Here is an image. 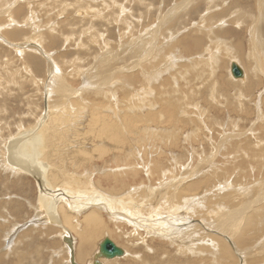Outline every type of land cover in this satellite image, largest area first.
Masks as SVG:
<instances>
[{"label": "bare ground", "instance_id": "obj_1", "mask_svg": "<svg viewBox=\"0 0 264 264\" xmlns=\"http://www.w3.org/2000/svg\"><path fill=\"white\" fill-rule=\"evenodd\" d=\"M16 10L19 11V9ZM178 11L179 10H177L176 12ZM171 15L173 14L171 13ZM244 15L246 16V14ZM2 17L3 19L6 18L10 23H16L12 19L13 17L10 18L7 14ZM3 19L0 17V21L2 22L1 24H4ZM203 25H205V22ZM219 25L221 26V24ZM235 26L238 25L236 24ZM1 27L0 42L4 43L8 47H11L10 49L14 48L15 52H20L21 56L26 55V58L24 57L25 59L23 62L26 63L29 67H32V69H34L33 66L35 67V64L33 65L35 60L37 61L36 67L38 69V63L40 62L39 58H44L43 60L45 63L43 64L45 65V67H47V71H45L48 74V76H45L49 77L45 81H43V79L40 81L44 84L43 93L45 101V104H43L44 109L43 111H41L40 117H36L30 126H28V124L25 127L18 126L19 128L16 129V132L14 134H9L7 138L3 139V142H0V176L3 175L4 178L6 177L4 183L0 184V189H7L8 186L10 187L13 185L15 191L19 190V194L17 193L18 199H16V197H7L8 202L6 201L7 203L4 202L3 204H1V202L0 206L4 205L5 207V205L12 202L18 203L19 205H17L20 207L19 210L23 209L24 215L26 216L23 219L21 218L25 221L22 224L20 223L21 228H16L17 230L14 231L11 235L8 233L7 238H4V240H2V243L0 244V253L7 256L11 264H37L35 263V260L31 256H29L28 250L31 247L32 236H41V232H46L48 235H52L50 238L53 241L49 240L47 244L55 264L56 259L57 264H71L70 259H73L74 264H95L96 261L100 264H119L121 261L123 262V264H264V139L261 140L262 135H264V77L262 75L261 77H259L260 74L258 75L256 70H252L251 68L250 69L252 71L250 69H246L238 64L239 62H235L234 64H236L242 71L243 76L240 79H234L229 71L230 69L228 70L229 78L234 81L231 82L229 80L228 82L230 84H237L239 82L242 85L244 96L239 95V97H243L245 99V102L241 104V101L238 100L240 103L237 107L238 109L241 108V115L245 114L250 115L251 117L252 110L248 105H254L255 101L253 100V96L256 95V93L254 94V92H258V90L260 91L257 93V97L259 99V103L256 106L257 117L255 123L257 125L255 124V126H253L250 131L252 133L255 131V134H258V137L256 136L258 140V142L256 143L257 151H254V153L253 151L251 152L249 146L250 138H245L244 143H242V139H244L245 136L243 133L240 134L236 132V134H227L223 132L224 135H221V137L223 138L219 140L220 143L218 144L216 142L218 144V146H216L217 151L220 150L222 152L221 158L228 157V159L226 158L227 160L225 162L223 160L222 163L224 164L225 168L232 170L231 173H228V175H233V173H235V177L233 175L234 178L232 177V181L230 180L231 178L225 179L224 177L227 172L222 174V170L224 171V169L216 167L213 164L214 162H212L211 166H214L210 168L208 167L209 169L207 168L208 170L204 172H202L201 170L197 171L199 167H196L197 169L195 170H190L188 168L185 169L186 172L184 175H180V178H177V181L173 180L174 184H148L146 179L144 181H146L147 184H143L142 178L140 179L142 180V184L140 183L129 185L128 182H126V180H129L127 178L130 177L132 179H135V176L137 174V168H133L131 162L137 164L136 160L138 159V156H140V154L141 156L143 155L142 160L143 158L146 159V157H153L154 155L157 156V159H161L162 156H166L167 154L170 156L172 155V158H175L177 155H179V151L185 150V147H187L188 149H192V151H195L196 148L193 147L198 143H201L200 140H198V137L201 138L206 136L204 137L207 139V141L206 139L204 140L206 141L205 143L208 144H205L206 146H209L210 142L213 144L212 136L214 134V131H216V133L218 132L213 127V121L211 123L212 126L209 125L208 128L206 127L207 129L210 128L209 131L203 128L199 129L202 126L199 127L198 122L195 121L198 120V118L194 120L195 122H197V124H191L193 120H184L189 119V116L187 117V115H181L183 113H181L180 116L178 113V117L176 115L177 112L175 111V109L172 110V107L168 106V101H171H167L168 93L166 92L168 80H163L161 76L164 72L166 73L168 69L170 70L171 67L166 69L168 61L165 60L167 61L164 62L167 64H165L166 66L163 67L162 65H164V63L161 64V62H159L162 68L158 72H154L156 69L153 70L159 59L161 58V54H163L164 52L162 53V51L160 50L161 54L157 53L155 54V56L152 54L154 58L153 60H151V62H144L145 58L140 57V62L133 64L127 69L129 71L137 69L136 67H139L137 71L135 70V73L130 72V76L126 73L123 76H119L121 72H117V74L116 71H118V69L116 70L117 67L115 68V65H113L112 63L111 65L106 64V67L102 66L100 70L101 77L98 78L99 80L95 76L92 77V79L96 78L98 81H96L95 86H92L91 88L107 87L112 76H119L120 79L121 77H125V79L128 81L131 78H134L133 80H135L136 83H140L142 87L140 88L139 92H134L136 90H132L133 95H131V97L130 94L132 93H124L123 98L118 102H115L118 103L117 105H114L113 102L110 101L111 99L105 97L104 95L102 97V101L96 100L94 98H92L94 99L93 101H87L86 97L88 96H86V94L91 93L84 94V87L88 86V83L83 82V88H81V91H78V93L81 94L77 96L71 95L76 90L71 88V84H68L70 82H66L64 84L65 79L71 80V77L77 76L74 75L75 73H73L74 76L72 75V70L67 75L65 73L66 77L63 75L64 78H60L61 76L57 79L55 77H51V75L53 76V71H55L56 64L52 60V58H50L51 55H48V53L45 51L43 45L40 44V40L37 41L35 39L32 42H27L29 38H26L27 40H22L23 42L21 41V44L18 42L14 43L18 38H20L17 37L18 35H14L16 34V31L4 29L7 28L4 26L2 28ZM259 30L260 29L258 27L255 29L251 27V29L248 31V45L252 44V47L254 46L255 42L258 40L259 33L257 32ZM150 31L151 35L145 42V46H148V48H151V45L155 43L156 32H158V28H153ZM216 32L217 31H215V33ZM210 33H212L213 35L215 34L213 32ZM162 39L163 38L160 39L159 45H161V41H163ZM133 41L135 42V39ZM166 43L163 42V47L166 46ZM241 43L242 41L240 42V44ZM159 45L156 49H159ZM212 45L213 44L211 43V46ZM225 45V47H227V45L229 44ZM154 46L156 47V45ZM209 47L206 46V49L202 51L206 52V50H211L213 48L212 47L210 49ZM233 49L235 48L233 47ZM220 50L222 49H219V51ZM230 50L228 52H230ZM163 51H165V49H163ZM212 51L213 49L211 50V52ZM209 52L210 51L207 52V56H209ZM249 52L251 53V51ZM140 53L139 50L137 52L135 50L134 58L137 54H142ZM36 54H38L39 58L38 56L37 58L34 57L36 56ZM164 55L168 57V54ZM170 55L171 57L173 56L172 54ZM213 56L211 57L214 61L212 59H210V61L212 60L214 63L216 62L215 64L217 65V56L219 55ZM199 57L197 56L198 61H200ZM231 60H234V57L233 59H230L229 62H231ZM210 61L208 58V62ZM8 63H4L5 67H3L4 65H0V79L2 80V82H0V88L3 87L4 84H7L6 86L8 88L10 82L12 84L16 82L9 80V75H14L13 72L12 74H10V70L8 77L5 76V79L2 78L3 75L1 74V71H4V68H6V70L7 68H9L10 64ZM214 63L211 62L215 69H213L210 64L209 67H211L213 70H216L217 67H215ZM23 65L25 66V64ZM261 65H264L263 60L261 62ZM151 67L153 68L151 69ZM210 69L206 68L207 71ZM25 70L29 72L28 68H26ZM123 70H121L122 74ZM149 70L153 71L151 73H148ZM169 70L167 72H169ZM198 71H201V69H199ZM202 72L204 71L202 70ZM209 72L212 73V70ZM3 74L5 73L3 72ZM205 75L203 77H205ZM215 76L216 73L214 77ZM224 84L228 85L227 83ZM144 86H146L147 88ZM126 87L124 86L123 89H125ZM120 88L122 89L121 86ZM51 89L55 90L56 93L58 92L59 94H61V96L59 95L58 98L55 97V101L53 99L51 100V94H54L52 92L50 93ZM118 89L119 88L117 87V90ZM149 89H151L150 92ZM109 90L107 88V92ZM221 90L222 89L218 91ZM98 91L93 93L94 97L100 95L101 92ZM129 91H131V89ZM163 93H166L167 98H164ZM172 94L173 93H171V95L169 96H172ZM213 94L214 93H212L211 95L213 96ZM248 94L251 95L249 96ZM176 97H174L173 99L174 103ZM218 98H221V96ZM208 99L210 100L211 96ZM211 101H213V99ZM250 101L253 102L251 103ZM170 103L173 102L171 101ZM208 103L211 102L208 101ZM172 105L174 108L175 105ZM177 105L180 106L179 104ZM185 116L186 118H184ZM247 119L250 118L248 117ZM203 125L206 126V124ZM226 126L227 127H225V130H227L229 125ZM189 127H193L191 129H194V131L196 132L190 133V131H188ZM237 127H239V124L235 128ZM201 130L204 131L202 132ZM199 131H201V133ZM197 133L199 134L197 135ZM149 136H154L156 138L155 141L151 143L152 147H148L147 144H145V142L147 143L146 138L152 139ZM229 138L231 140L233 139V141L235 138H238V144L236 143L237 140L233 143H230ZM153 149L154 151L151 152ZM235 150H238V153ZM230 159H234L233 162H231ZM96 160H101L102 166H100L101 164H96ZM176 160L177 158H175V162ZM250 160H253V168L251 169L250 167L251 170L249 172H247V169L249 167L246 170L244 169L243 171H241V168L246 167V164ZM211 161L207 162L210 163ZM116 162H120L122 164L123 167L121 168V171H118L117 168H111L112 166H109L114 163L116 164ZM160 162L161 163H159L158 160L154 159V161L152 162L153 164H148L147 167H145V170H147L146 174L152 171V173H157L158 175L165 178L166 176H169V174H166V172L171 171H168V168L167 170H164V166H162L163 162ZM198 166H200V164ZM70 167L77 170L85 168L86 170L84 169V176L70 172ZM89 172H91L92 175L96 173V176L94 177L93 175V179H91L92 175L89 174ZM150 174L151 173H149V176ZM155 174L153 176H156ZM169 177H171V175ZM9 178H12L11 182H13V184L7 185L6 182H8ZM26 178H30L31 181L35 183V189L33 190L34 192H36L35 198H31V195L33 194V191L30 190L31 184H23V181L27 180ZM118 178H122V180L119 181ZM151 179L153 180V178ZM242 180L244 181V183L242 182ZM112 181L113 183H111ZM216 181L217 183H215ZM238 182H240L241 185ZM0 183L2 182L0 181ZM104 184L108 185L106 187H103ZM29 199L30 202L28 203L27 200ZM33 199L34 202L32 201ZM5 216L6 218H12L10 214H7ZM3 218L4 216H0V229H4L7 226V223H11V219L10 221H8L9 218L6 220ZM15 220H13V222ZM1 222H3V224ZM1 234L2 233L0 232V235ZM57 236L58 238H60L61 243L64 244V246L61 244L62 247L60 249H56V246L59 244V242H57L56 240ZM105 238L109 239L116 247H118V249L121 251V254L119 256L113 257L111 259L100 257L95 258L99 244ZM114 241H116L119 246L116 245ZM14 246L17 248V251L13 248ZM38 250L36 249L37 252ZM5 252H7L8 254H6ZM2 255H0V257H2ZM9 256H16V258L15 260H11ZM62 259L64 261H62ZM5 263V258L0 259V264Z\"/></svg>", "mask_w": 264, "mask_h": 264}, {"label": "rangeland", "instance_id": "obj_2", "mask_svg": "<svg viewBox=\"0 0 264 264\" xmlns=\"http://www.w3.org/2000/svg\"><path fill=\"white\" fill-rule=\"evenodd\" d=\"M22 4H23V6H22ZM66 7H67V9H66ZM178 8H180V9H178ZM16 9H19V11H17ZM238 9H240V10H238ZM175 10L176 11L179 10V11L176 12ZM238 12H240V13H238ZM171 13L174 16L171 15ZM243 13L246 14V16ZM6 14L10 18L13 17L12 19L16 23L15 24L13 22L10 23L7 21L6 18L3 19L2 16L6 15ZM241 14H242V16H241ZM262 15H264V0H199V1L198 0H191V1L190 0H0V17L4 20V22H3L4 24H1L2 22L0 21V27L4 26V27H7L4 29L16 31L15 32L16 34H14V35H18L17 37H20V38H18L17 41L14 43H17V42L20 43L22 40L25 41L28 38L29 39L27 40V42H32L35 39L37 41L40 40L41 43L40 42L39 43L41 45H43V47L45 48V51L48 53V55H51L50 58H52V60L56 64L55 71H53V76L51 75V77H55L57 79L61 76L60 78H64L65 73L67 75L70 73L71 70H72L71 71L72 75H73V73H75L74 75H77L76 77L73 75L75 78L71 77L72 76L71 75L70 76L71 80H69V79L64 80V84L66 82L67 83L70 82L68 84H71L70 85L71 88L76 90L73 93H76V92L77 93L76 94L72 93L71 94L72 96L80 95L81 93H78V91H81V88H83L84 83H88V86L84 87L85 88L84 94L85 93H91V94H86V96H88V97H86L87 101H93L94 99L102 101V97L104 95L105 97L110 98L111 100L110 99L109 100L111 102H113L114 105L115 104L117 105L118 103H115V102H118L120 99H122L124 93H126V94L132 93V94H130V97H131V95H133L132 90H136L134 92H137V91L139 92L140 88L142 87V85L140 83H136V81L133 80L134 78H131L128 81L125 79V77L124 78L121 77V79H120L119 76H123L125 73L129 74V76H130V72L135 73L139 69V67H136L137 69H133V70H129V71L127 69L130 66H132L133 64L140 62L139 61L140 57L145 58L144 62H148V61L151 62V60H153L155 54H157V53L161 54V52H160V50H161L162 53L163 52L164 53L161 54L162 56L159 59L158 63L156 64V66L153 70L156 69L154 72H158L162 68V66L164 67L167 65L166 63H164L167 61H168L167 62L168 65L166 66V69L171 67L170 70L168 69L169 72H167L168 71L167 70L166 73L164 72L161 76L163 80L169 81V82L167 81V92H166V93H168V96L166 95V93H163L164 98L168 97L167 101L171 100L173 102V103H170L171 101H168V106H171L172 108L171 107L170 108L172 110L175 109V111L177 112L176 113L177 116H178V113H179V115L181 113H183L181 115H187V117L189 116L188 117L189 119H184V120H193V122H191V124H197V122H198L199 127L202 126L199 129H202V128L207 129L209 127V125L212 126L211 123L213 121V124H214L213 127L218 131L217 133H216V131H214V134L212 136L213 144L210 142L209 146H206V145H208L205 143L207 141V139L204 137H206V136L201 137V138L198 137V140H200L201 143H198L197 144L198 146L195 145L193 147V148H196V150L192 151V149H188L187 147H185L184 151L178 152L179 155H177L175 157V158H177L176 162H175V158H172V155L170 156L168 154L166 156H162L161 159H157L156 155H154V156L152 155L153 157H146V159L143 158V160H142L143 155L141 156V154H140V156H138V159L136 160L137 164L131 162L132 167L137 168L136 169L137 174L135 176V179H132L130 177L127 178L129 180H126V182H128L129 185L140 184L142 180H143V184H147V183L148 184H153V183L154 184H174V181H177V178L179 179L180 175L182 176V174L183 175L185 174V172H186L185 169H187V168L190 170H195L199 167L197 169V171L201 170L202 172H204L214 165L218 168L219 167L221 169L223 168L225 172L222 170V174L227 172V174L225 175L224 178L225 179L231 178L230 180L232 181L233 180L232 177H233V175L235 177V173H233V175L232 174L228 175V173H231L232 170L225 168L224 164H222L223 160L225 162L228 159V157H223L224 159L221 158L222 152L220 150L217 151V148H216V146H218V144L220 143L219 140H221L223 138V137H221V135L223 136L224 133H227V134H236V132L240 133V134L243 133L245 136H244V139H242V143H244L245 138L246 139L250 138V140H249L250 145L249 146H250L251 152L253 151V153H254V151L255 152L257 151L256 143L258 142V140H257L256 136L258 137V134H255V131L253 133L250 131H251V128L253 126H255V124H256L255 123L256 117H257L256 106L259 103L257 93L260 91L258 90V92H256V91L254 92V94L256 93V95H255L256 100H255V96H253V100L255 101L254 105H252V104L248 105L249 107H251V110H252L251 117H250V115H245V114L241 115V110H240L241 108L238 109L237 107L240 103L239 101H241V104H243L245 102V99L243 97H239V95H243L242 85L239 82L237 84H232V83L230 84L228 82L229 80L231 82H234L229 78L228 70L230 69V65H231L230 63H235V62L238 63L239 62L238 64H240L244 68H246V69L251 68L252 70H256L258 75L260 74L259 77H261V75L264 77V65H261L262 60L264 61V16H262ZM236 18H238V19H236ZM239 19H241L242 21ZM257 19H261V20H257ZM254 21H256L257 24ZM7 22H8V24H7ZM204 22H205V25L207 24L206 27H205V25H203ZM212 22H214V23H212ZM219 24H221L222 28ZM236 24L238 26H235ZM15 25H17V26H15ZM20 25H22V26H20ZM47 25H49L50 27ZM149 25L152 27H150ZM208 25H209V27H211V28L213 27V28L212 29L209 28ZM215 26H216V29H215ZM202 27H204V28H202ZM251 27H253L254 29L258 27L260 29L257 32V33H259L258 34V40L255 42L253 47H252V44L248 45V43H247V39L249 38L247 36V33L251 29ZM19 28H21V29H19ZM153 28H156V29L158 28V32H156L155 43L152 44L153 46L151 45V48H148V46H145V42L149 39V36L151 35L150 30ZM205 28H207V29H205ZM190 30H191V32H190ZM206 31H207V34H206ZM215 31H217V32L215 33ZM200 32L201 33L203 32V33L201 34ZM210 32H213L215 34L213 35ZM161 33H162V35H161ZM226 33L228 36L226 35ZM216 35H217V37H216ZM44 38H47V39H44ZM133 38L135 39V42L133 41L134 40ZM161 38H163L162 39L163 41H161V45H159ZM175 40H176V42H175ZM215 40L217 43L215 42ZM259 40H260V42H259ZM167 41H170V42H167ZM239 41L240 42L242 41V43H241L242 45L240 44ZM163 42H165V43L167 42L165 47H163V45H164ZM223 42L225 44H229V45H227V47H225L226 45ZM211 43L213 44L212 46H211ZM146 45H148V44H146ZM154 45H156V47ZM158 45L160 47H159V49H156V48H158ZM218 45H220V46H218ZM206 46H208V47L210 46L209 47L210 49L213 47L212 48L213 51L211 52V50H212L211 49V50H206V52H203L204 49H206L205 48ZM229 46H230V48H229ZM237 46H239V47H237ZM7 47L8 46H6L4 43L0 42V52H1L0 53V55H1L0 65H4L3 67H5L6 63L9 62L8 64H10L9 68H7L8 71L6 70V68H4L5 70L3 69L4 71H1V74L3 75L2 78L5 79V76L8 77L10 72H11L10 74H12V72H13L14 75L16 74L18 76H16V75L14 76L13 74H12L13 76L9 75V77H8L9 80H12L13 82L16 81V82L13 84L10 82V85L8 86V88L6 86L7 84H4L3 87L0 88V98H1V100H0V107H1L0 108V119H1L0 120V129H1V131H0V142L1 141L3 142V139L7 138L9 136V134H12V133L14 134L16 132V129L19 128L18 126H24L25 127V126H27V124H28V126H30L36 117L37 118L40 117L41 111H43V109H44L43 104H45L44 103L45 102L44 101V93H43L44 92V86H43L44 84L40 81L42 79H43V81H45V80H47V78H49V77H47L48 74L46 72L47 67H45V65L43 64V63H45L43 60L44 58H39L38 54H36V56H34V57L37 58V56H38V58L40 59V62L38 63L39 66L37 69V67H36L37 61L35 60V62L33 63V65L35 64V67L33 66L34 69H32V67H29L26 63L23 62L24 59L26 58L25 57L26 55L21 56V53L15 52L14 48L10 49L11 47H8V48ZM219 47H221V48H219ZM233 47L235 49H233ZM170 48H172V49H170ZM163 49H165V51H163ZM214 49H215V51H214ZM219 49H222V50L219 51ZM131 50H132V52H131ZM135 50H136V52L139 50V53L141 52L142 54L141 53H140L141 55L137 54L134 58V51ZM229 50H230V52H228ZM208 51H210L209 52L210 57L213 55H215V56L219 55V56H217V59L219 60V62L217 60L218 66L215 64L216 62L215 63L213 62L214 60L212 59V57L210 58L209 56H207ZM221 51H224V52H221ZM249 51H251V53ZM128 52H129V54H128ZM232 52H233V54H232ZM169 53L173 55L172 56L173 59ZM210 53H211V55H210ZM164 54H166V55L168 54L167 55L168 57H166ZM31 55H35V54H31ZM164 56H165V58H164ZM197 56L198 57L202 56V57H199L200 61H198ZM231 56H232V58H231ZM207 57L209 58V61H210V59H212L213 61L211 60L210 62H208ZM233 57H234V60H231V62H229L230 59H233ZM193 58H196V59H193ZM79 59H81V60H79ZM202 59L203 60L205 59L206 61L205 60L203 61ZM165 60H167V61H165ZM232 61H234V62H232ZM159 62H161V64L164 63V65L161 66V64ZM206 62H207V64H206ZM211 62L215 64V67H217L216 70H213L215 68H214L213 64H211ZM111 63L113 65H115V68L117 67L116 70L118 69V71H116V73L121 72V74H119V76H117V77L112 76L110 79L111 84L109 82L110 85L108 84L107 87H104V88L93 87V88H91L92 86H95L96 81H98L99 80L98 78L101 77L100 70H101L102 66L106 67V64L111 65ZM117 63H118V65H117ZM23 64H25V66ZM209 64L211 65V67L213 69L211 67H209ZM125 65H126V67H125ZM157 66L160 68H158ZM199 67H201V68H199ZM26 68L29 69V72L27 70H25ZM152 68L153 67H151V69ZM180 68L181 69L183 68L182 69L183 72ZM206 68L207 69L211 68V69L207 71ZM79 69L81 70V72ZM179 69H180V71H179ZM199 69H201V71H198ZM9 70H10V72H9ZM121 70H123V74H122ZM202 70L204 72H202ZM211 70H212V73L209 72ZM152 71L149 70L148 73H151ZM3 72L5 74H3ZM185 72H186V74H185ZM191 72H192V74H191ZM208 72L212 75H210ZM215 73H216V76L214 77ZM45 75H47V76H45ZM204 75H205V77H203ZM94 76L98 80L96 78L92 79V77H94ZM10 77H12V78H10ZM117 78H118V80H117ZM115 79L118 81V83ZM72 80H73V82H72ZM173 80H174V83H173ZM122 81H123V83H122ZM133 81H134V83H133ZM160 81H161V79H160ZM0 82H2L1 79H0ZM224 83H227L228 85H225ZM18 84H20V85H18ZM132 84H133V86H132ZM174 84H175L176 88H175ZM217 85H218V87H217ZM120 86L122 87V89L120 88ZM124 86L125 87L127 86V87L125 89H123ZM128 86H131V87H128ZM115 87H116V89H115ZM117 87L119 88L118 90H117ZM144 87H146V86H144ZM177 87H178V89H177ZM107 88H108V90L110 89L108 92H107ZM130 89H131V91H129ZM220 89H222L221 90L222 92L218 91ZM211 90H213V91H211ZM238 90H240V91H238ZM97 91L101 92V93L99 96L94 97L93 93L97 92ZM150 91H151V89H149V92ZM173 91H175V92H173ZM51 92L54 93V94H51V97H52L51 100L53 99L55 101V99H56L55 97L58 98L59 95L61 96V94H59L58 92L56 93L55 90L51 89L50 93ZM170 92L173 93L172 96L175 94L176 95L173 97L169 96V95H171ZM212 93H214L213 96L211 95ZM222 93H223V95H222ZM109 94H110V96H109ZM120 94H122V95H120ZM90 95H92V96H90ZM219 95L221 96V98H218V97H220ZM248 95L250 96L251 94H248ZM210 96H211V99L209 100L208 98H210ZM174 97H176L175 103L173 100ZM92 98H94V99H92ZM212 99H213V101H211ZM176 100H177V102H176ZM215 100H217V101H215ZM208 101L211 103H208ZM250 102L252 103L253 101H250ZM182 103H183V105H182ZM172 104L175 105L174 108H173ZM177 104H179L181 107L178 106ZM185 104H186V107H185ZM216 106H219V107H216ZM5 107H6V109H5ZM226 109H227V111H226ZM3 111H4V113H3ZM205 111L206 112L208 111V112L206 113ZM239 111H240V113H239ZM1 113H3V114H1ZM195 114L196 115L198 114L197 117ZM4 115H5V117H4ZM247 116L250 119H247L248 118ZM184 118H186V116ZM197 118H198V120H195ZM199 119L201 120V122ZM194 120L197 122H195ZM241 120H242V122H241ZM244 120L246 121V123ZM250 120H252V121H250ZM202 123L206 124V126L203 125ZM238 124H239V127L235 128L236 126H238ZM226 125H229L227 130H225L226 129L225 127H227ZM191 128H193V127H189L188 131H190V133L191 132L195 133L196 131H194V129H191ZM209 129H207V130L209 131ZM215 129H213V130H215ZM253 129H255V128H253ZM207 130H205V131H207ZM201 131L203 132L204 130H201ZM201 131H199V132L201 133ZM226 131H228V132H226ZM198 134L199 133H197V135ZM263 136L264 135H262L261 140L264 139ZM149 137L152 139L146 138L147 143L145 142V144H147L148 147H152L151 143L154 142L156 138L154 136H149ZM205 139H206V141H204ZM237 139L238 138H235L234 141H236ZM238 140L236 142L237 144L239 142ZM234 141H233V139L232 140L230 139V143H233ZM143 143H144V141H143ZM242 146H244V145H242ZM252 146H253V148H252ZM200 148H202V149H200ZM153 151H154V149L151 152H153ZM235 151L238 153V150H235ZM94 155H96V154H94ZM147 158H148V160H147ZM154 159L158 160L159 163H161L160 161L163 162V165H162V166H164L163 169L167 170V168H168L169 169L168 171H171V172H166V174H169V176L171 175L172 178L169 176H166V178H165L163 176L158 175L157 173L156 174L154 172L152 173V171L148 172V174H146L147 170H145V167H147L148 164H153L152 162L154 161ZM233 160L230 159L231 162H233ZM207 161L208 162L211 161V162L208 163ZM95 162H96V164H99V165L101 164L100 166H102L101 160H99V161L96 160ZM212 162H214L213 163L214 165L211 166ZM119 163L120 162H116V164L114 163V164H111L109 166L110 167L112 166L111 168H117L118 171H121L122 170L121 168L123 166L121 163L120 164ZM207 163H208V165H207ZM175 164H177V165H175ZM199 164H200V166H198ZM252 164H253V160L252 161L250 160L246 164L247 165L246 167L241 168V171H243L244 169L246 170L249 167L247 169L248 170L247 172H249L253 168ZM250 167H251V169H250ZM84 169L77 170V169H72L71 167L69 168L70 172L76 173L77 175H81V176L82 175L84 176V173L86 170V169L85 170ZM149 173H151L152 175L150 174V176H149ZM89 174L92 175L91 172H89ZM154 174L156 176H153ZM93 175L95 177L96 173H94ZM93 175H92L91 179H93ZM139 175H140V177H139ZM217 175H219V174H217ZM148 176L153 178V180L151 178H149ZM155 177H157V178H155ZM158 177H160V178H158ZM5 179H6V177L4 178L3 175L0 176V181L2 182L0 184H3ZM140 179H142V180H140ZM145 179L147 180V183H146V181H144ZM11 180H12V178H9V180H8V182H6V184L7 185L13 184V182H11ZM118 180L121 181L122 178H120V179L118 178ZM242 182L244 183L243 180H242ZM24 183L25 184H28V183L31 184V187H30L31 191H33L35 189L34 188L35 183L33 181H31L30 178L23 181V184ZM111 183H113V181ZM215 183H217V181ZM238 183L241 185L240 182H238ZM107 185L108 184H104L103 187H106ZM17 193L19 194V190L15 191V188H13V185L10 187L8 186L7 189L1 188L0 189V203L2 202L1 204H3L6 201L8 202L7 199L12 198V197H16V199H18ZM32 193L33 194L31 195V198L32 197L35 198L36 192L33 191ZM27 201L29 203L30 199ZM32 201L34 202V199ZM12 203H13V205H12ZM12 203L5 205V207H4V205L0 206V216L1 217L4 216L3 219L6 220L9 218V217L6 218L5 215H7V214H10L12 216V218L8 219V221H10V219H11V223H7L6 224L7 226L4 229H0V232L2 233L0 235L1 236L0 237V244L2 243V240H4V238H7L8 233L10 235L13 234V232L17 230L16 228H18V229H19V227L21 228V224L25 222L24 220H22L23 218L26 217L24 215V210L23 209L19 210L20 207L18 206L19 205L18 203H14V202H12ZM7 212H9V213H7ZM15 218H16V220H15ZM13 220H15V221L13 222ZM20 220H22V221H20ZM1 223L3 224V222H1ZM41 233H42L41 236H38V235L32 236V243H31V247L28 250V254H29V256H31L35 260V263H37V264H55L54 259L50 253V249H49L48 244H47V242L49 240L53 241L50 238L52 235H48L46 232H41ZM14 238H15V236H14ZM56 240H57V242H59V244L56 246L57 247L56 249H60L62 247L61 244L64 246V244L61 243V240H60V238H58V236L56 237ZM114 243L116 245H118L116 241H114ZM13 248L17 251V248L15 246ZM36 249L37 250L39 249L38 252L36 251ZM5 253L8 254L9 251H8V253L7 252H5ZM30 253H32V254H30ZM0 255H2V254L0 253ZM63 256H64V254H63ZM3 258H5V260H6L5 264H11L9 262L7 256L2 255V257H0V259H3ZM9 258L11 260H15L16 256H9ZM64 260H65V258H64ZM64 260L62 259V261H64ZM56 264H57V259H56ZM119 264H123V262L121 261Z\"/></svg>", "mask_w": 264, "mask_h": 264}, {"label": "water", "instance_id": "obj_3", "mask_svg": "<svg viewBox=\"0 0 264 264\" xmlns=\"http://www.w3.org/2000/svg\"><path fill=\"white\" fill-rule=\"evenodd\" d=\"M230 73L234 79H240L243 74L241 69L236 64L230 65ZM70 247V244H69ZM121 251L116 247L109 239L105 238L98 247L97 254L95 258H105L111 259L113 257L119 256ZM71 264H74L73 259H70ZM95 264H100L99 262H95Z\"/></svg>", "mask_w": 264, "mask_h": 264}]
</instances>
